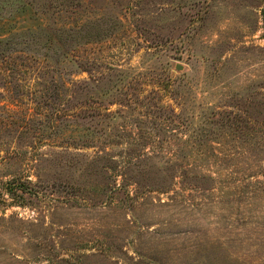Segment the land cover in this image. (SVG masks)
<instances>
[{
	"label": "rangeland",
	"instance_id": "rangeland-1",
	"mask_svg": "<svg viewBox=\"0 0 264 264\" xmlns=\"http://www.w3.org/2000/svg\"><path fill=\"white\" fill-rule=\"evenodd\" d=\"M0 264H264V0H0Z\"/></svg>",
	"mask_w": 264,
	"mask_h": 264
}]
</instances>
